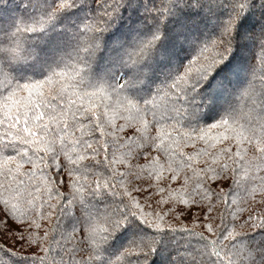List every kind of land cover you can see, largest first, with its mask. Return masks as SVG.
Segmentation results:
<instances>
[{"label":"snow or ice","instance_id":"1","mask_svg":"<svg viewBox=\"0 0 264 264\" xmlns=\"http://www.w3.org/2000/svg\"><path fill=\"white\" fill-rule=\"evenodd\" d=\"M0 206V264H264V0H0Z\"/></svg>","mask_w":264,"mask_h":264},{"label":"trees","instance_id":"2","mask_svg":"<svg viewBox=\"0 0 264 264\" xmlns=\"http://www.w3.org/2000/svg\"><path fill=\"white\" fill-rule=\"evenodd\" d=\"M9 14L12 15V16L18 17V16L21 15V11H20L19 8H11ZM173 123L175 124V128L176 129H179L181 131L184 130L181 127L182 121L180 123H176V122H173ZM196 127H197V131H199V129L201 127H203V126L202 125H197ZM169 131H171V129H169ZM188 131L191 132L190 129H188ZM204 131L206 133H208L209 137H211L213 135V132H209V130L206 127H204ZM153 134H155V130H154ZM165 143L167 144L168 142L165 141ZM198 146L199 147H204L205 145L203 144V142H200ZM217 146H219V145H217ZM182 150L185 153H191L193 151V148H192L191 144H189L187 147H183ZM151 155H153V156L160 155L161 160L164 159L162 153L158 154V153L152 152ZM139 163H141V164L144 163V158L143 157H141ZM200 166H202V165H200ZM29 167H30V165H25V170L28 169ZM62 178L64 180V185L60 188V190L62 192H64V191H67V187H66L67 186V176H66V174ZM23 179H27V178H23ZM56 179L59 180V179H61V177H57ZM93 179H94V177H93ZM181 183H182V180L172 182L171 185H169L167 181H163L161 183V186H163V187H169L170 186L173 189H178V188H180ZM231 183H232V181L229 178L228 180L214 182L212 184V187L217 188V189H219V188L228 189V187H229V185ZM235 192H236V196H238V197H243V195H244V193L242 191H240V190H235ZM132 195L136 196L137 199L140 201V203L142 205L144 204L143 197L140 194L132 193ZM44 198L45 199L47 198L46 194L44 195ZM159 199H160L159 195L154 196L153 199L150 201L151 209H149L147 206H145V211H150L151 210V211H156V212H163L167 208L171 207L170 204L157 205V201ZM227 199L230 202L232 200V195L230 194L227 197ZM49 203H55V201H49ZM179 208H184L185 209L183 214L180 215L179 220L178 221L175 220L176 213H172L169 217H166L167 222L168 223H176L177 226L187 225V226L190 227L191 226V215L189 214L188 209L190 208V212L192 214L199 213L200 210L198 208H196V207L184 206V205H178L177 206V210L178 211H179ZM45 211H48V209H45ZM3 219H4V217H3V209H2V206H0V220H3ZM200 219L201 220L203 219L202 215L200 216ZM229 219H230V217H229ZM54 221H55V216H52V217H50L47 220H42L41 221V224H42L41 234L43 233V228L48 227ZM8 225L10 227H13V229L15 230V222L14 221L9 219L8 220ZM71 227H72V221H71L70 216H68V215L61 216L60 217V224L58 225V229L70 232L71 231ZM57 237H59V231L57 232ZM0 245H5V246H8V247H14V250L19 248V243L17 241L13 240L12 236L6 231V229L4 228V226L2 224H0ZM0 258H3L2 254H0Z\"/></svg>","mask_w":264,"mask_h":264}]
</instances>
